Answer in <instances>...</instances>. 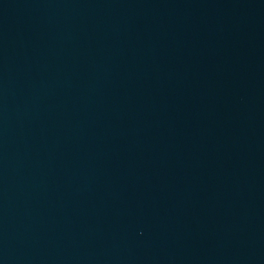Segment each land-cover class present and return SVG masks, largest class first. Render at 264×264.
Segmentation results:
<instances>
[{
  "label": "water",
  "instance_id": "95a60500",
  "mask_svg": "<svg viewBox=\"0 0 264 264\" xmlns=\"http://www.w3.org/2000/svg\"><path fill=\"white\" fill-rule=\"evenodd\" d=\"M0 264H264V0H0Z\"/></svg>",
  "mask_w": 264,
  "mask_h": 264
}]
</instances>
